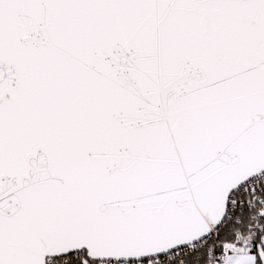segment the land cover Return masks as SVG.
Segmentation results:
<instances>
[{
	"label": "snow or ice",
	"instance_id": "obj_1",
	"mask_svg": "<svg viewBox=\"0 0 264 264\" xmlns=\"http://www.w3.org/2000/svg\"><path fill=\"white\" fill-rule=\"evenodd\" d=\"M0 264H264V0H0Z\"/></svg>",
	"mask_w": 264,
	"mask_h": 264
}]
</instances>
